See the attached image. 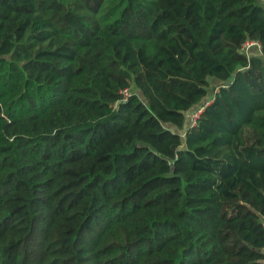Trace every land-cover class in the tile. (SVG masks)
<instances>
[{
	"label": "trees",
	"instance_id": "trees-1",
	"mask_svg": "<svg viewBox=\"0 0 264 264\" xmlns=\"http://www.w3.org/2000/svg\"><path fill=\"white\" fill-rule=\"evenodd\" d=\"M0 264H264V3L0 0Z\"/></svg>",
	"mask_w": 264,
	"mask_h": 264
},
{
	"label": "built area",
	"instance_id": "built-area-1",
	"mask_svg": "<svg viewBox=\"0 0 264 264\" xmlns=\"http://www.w3.org/2000/svg\"><path fill=\"white\" fill-rule=\"evenodd\" d=\"M252 46H255L256 48H258L260 50V47H261V44L259 43L258 40H254V39H250V38H246L241 46H240V50L242 52H244L245 54L249 55L251 52H250V48ZM122 93V96L124 98H126V96L128 95V93L130 92V90L128 88H123L121 91ZM211 98L209 100H206V101H203V103L195 108L190 114H189V120H190V124H195L196 122V119L200 113V111L203 109V107L208 104L210 102Z\"/></svg>",
	"mask_w": 264,
	"mask_h": 264
},
{
	"label": "rangeland",
	"instance_id": "rangeland-1",
	"mask_svg": "<svg viewBox=\"0 0 264 264\" xmlns=\"http://www.w3.org/2000/svg\"><path fill=\"white\" fill-rule=\"evenodd\" d=\"M258 2H260V3H262V0H258ZM259 51L256 49V48H252L251 49V53H258ZM250 53V54H251ZM219 83V81L218 80H216L215 78H210V86H209V89H208V94H207V96H206V100H209L211 97H212V95H213V93H214V91L216 90V88H217V84ZM206 100H204V101H206ZM196 106V105H195ZM194 106V107H195ZM193 110H190V111H187L186 112V117H187V114H188V116H189V114L192 112ZM166 126H168V127H170L171 125L170 124H165ZM171 128H175V127H172L171 126ZM183 131H181V133H182Z\"/></svg>",
	"mask_w": 264,
	"mask_h": 264
},
{
	"label": "crops",
	"instance_id": "crops-1",
	"mask_svg": "<svg viewBox=\"0 0 264 264\" xmlns=\"http://www.w3.org/2000/svg\"><path fill=\"white\" fill-rule=\"evenodd\" d=\"M262 2L264 3V0H262Z\"/></svg>",
	"mask_w": 264,
	"mask_h": 264
}]
</instances>
